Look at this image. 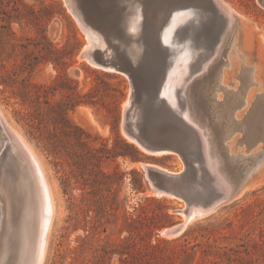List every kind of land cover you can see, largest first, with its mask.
I'll list each match as a JSON object with an SVG mask.
<instances>
[{
  "label": "rangeland",
  "instance_id": "1",
  "mask_svg": "<svg viewBox=\"0 0 264 264\" xmlns=\"http://www.w3.org/2000/svg\"><path fill=\"white\" fill-rule=\"evenodd\" d=\"M222 1L241 22L222 84L233 82L228 88L236 90L240 64L255 68L253 79L260 85L249 88L251 102L264 92V8L258 0ZM85 42L63 0H0V111L32 147L54 201L42 264H221L215 252L256 238L264 226V167L243 197L188 224L176 238L161 236L163 229L184 221L186 204L151 196L138 164L179 173L183 161L176 154L141 152L136 161L122 156L126 149L117 137L128 142L120 126L129 82L81 59ZM51 46L60 52L58 59L42 61ZM38 55L29 72L25 65ZM67 98L72 105L89 98L94 103L79 104L67 113L70 123L89 136L85 144L77 142L78 130L55 125L56 105ZM107 151L121 155L112 158Z\"/></svg>",
  "mask_w": 264,
  "mask_h": 264
},
{
  "label": "water",
  "instance_id": "2",
  "mask_svg": "<svg viewBox=\"0 0 264 264\" xmlns=\"http://www.w3.org/2000/svg\"><path fill=\"white\" fill-rule=\"evenodd\" d=\"M258 1L264 8V0ZM63 3L86 39L80 58L94 68L122 74L129 82L120 126L126 140L147 155L176 154L183 161L180 174L139 162L148 193L184 201L181 213L189 221L206 218L243 196L254 177L236 174L231 163L236 152L230 154L226 140L217 136L208 106L194 105L177 90L171 101L162 94L175 51L184 46L200 56L210 53L228 33L239 38V16L220 0ZM179 12L191 16L174 30L171 41L176 46L171 47L163 43L162 34ZM38 171L26 146L0 117V227L4 225L0 241L8 216L24 224L28 208L41 205ZM186 227L184 222L174 224L160 235L176 238Z\"/></svg>",
  "mask_w": 264,
  "mask_h": 264
},
{
  "label": "bare ground",
  "instance_id": "3",
  "mask_svg": "<svg viewBox=\"0 0 264 264\" xmlns=\"http://www.w3.org/2000/svg\"><path fill=\"white\" fill-rule=\"evenodd\" d=\"M220 1L231 12L235 13L222 0ZM190 16V12L173 14L163 30V43L171 47L176 46V42L172 43L171 36L174 30L183 25ZM235 36L228 33L210 53L200 56L197 55L195 50L188 47L178 48L172 58V64L168 68L162 94L171 101L175 96L174 94L178 91L194 105L200 106L204 104L208 106L210 114L215 121L214 130L218 133L217 136L226 140L230 154L236 152V155L231 160L236 174L254 176L256 172L264 167V92L254 95V99L251 102L248 101L247 93L249 88L260 84L253 79L255 68L249 67L250 65L245 66L244 63L240 64L235 75V81L239 82L236 90L228 88L233 82L227 85L222 84L224 77L223 67L230 65L227 62L228 52L235 53L233 45ZM196 72H199V74L194 75ZM219 94L222 95L220 96ZM247 103H250V105L238 118V112ZM126 105L127 101L123 108ZM0 117L7 122L1 111ZM8 128L17 141L26 146L28 153L39 170L41 205L28 208V221L24 224L23 221H14L13 217L8 216L6 221L8 228L2 241H0V248L2 249L0 250V264H33L36 260L38 264H42L54 214V201L48 181L44 175L43 166L32 147L9 123ZM238 132H240L241 137H237L236 133ZM238 144H244L247 152L251 150L250 153L244 154L246 151L244 148L235 150L234 147ZM238 147L241 148V146ZM161 170L167 171L165 169ZM181 172L173 174H180ZM253 183L247 187L246 192ZM183 220L184 225L193 222L185 217ZM3 228L2 222L0 234Z\"/></svg>",
  "mask_w": 264,
  "mask_h": 264
},
{
  "label": "trees",
  "instance_id": "4",
  "mask_svg": "<svg viewBox=\"0 0 264 264\" xmlns=\"http://www.w3.org/2000/svg\"><path fill=\"white\" fill-rule=\"evenodd\" d=\"M38 44H35V49L38 48ZM59 51L51 46L49 51V56L42 58V61H51L55 63L52 57H55L54 59H58ZM34 53H31L33 55ZM29 57V55H27ZM41 58V56L38 55V57H33L35 59V62L28 61L25 65V68L28 69L29 72L32 71V69L35 68V66L38 63V59ZM37 61V62H36ZM38 88H43L42 85H38ZM23 102L26 101L25 96L21 99ZM72 100L70 98H67V101H61L58 102L56 105V112H57V118L55 120H59L58 123L55 125L65 123L67 125H70L69 127H73L74 129L78 130V136H77V142L81 144H85L86 141L84 138H88L89 136L86 134L84 130L81 128L74 126L70 123L67 113L69 110H73L75 106L79 104H94L90 98L89 100H79L76 102V104H70ZM40 115V114H37ZM30 117H35L32 115H28V119ZM38 117V116H37ZM41 122H43V116H41ZM56 117V116H55ZM40 124V122H39ZM117 141L122 144V146L126 149V153L122 154V156L129 157L132 161L138 160V158L142 155L141 151L132 143L125 142L123 140H120L119 137H117ZM108 154H110L112 158L117 157L118 154L115 151L110 152L107 151ZM216 258L221 262V264H264V226L259 227L258 235L256 238L249 239L247 241H242L241 243L235 245L234 247L227 248L223 251H217L215 252ZM218 264V263H216Z\"/></svg>",
  "mask_w": 264,
  "mask_h": 264
}]
</instances>
